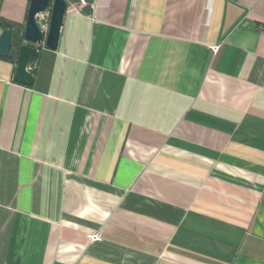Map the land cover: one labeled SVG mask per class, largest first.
<instances>
[{
  "label": "crops",
  "instance_id": "crops-1",
  "mask_svg": "<svg viewBox=\"0 0 264 264\" xmlns=\"http://www.w3.org/2000/svg\"><path fill=\"white\" fill-rule=\"evenodd\" d=\"M65 2L24 86L0 0V264H264V0Z\"/></svg>",
  "mask_w": 264,
  "mask_h": 264
},
{
  "label": "water",
  "instance_id": "water-1",
  "mask_svg": "<svg viewBox=\"0 0 264 264\" xmlns=\"http://www.w3.org/2000/svg\"><path fill=\"white\" fill-rule=\"evenodd\" d=\"M67 4L65 0H30L26 21L18 35L16 44V66L14 81L24 86L33 83V76L28 70L31 59L38 54V48L43 46L51 51H56L60 30L63 24ZM49 11L48 30L45 38L36 23L39 14ZM44 39V40H43ZM13 47L12 31L9 28L0 30V57L7 58Z\"/></svg>",
  "mask_w": 264,
  "mask_h": 264
},
{
  "label": "built area",
  "instance_id": "built-area-1",
  "mask_svg": "<svg viewBox=\"0 0 264 264\" xmlns=\"http://www.w3.org/2000/svg\"><path fill=\"white\" fill-rule=\"evenodd\" d=\"M48 20H49V11L48 10L42 14L37 15V17H36V23L38 25L40 32L43 34L44 38H45L47 30H48ZM40 44H41L40 47H43V41ZM210 50L213 54H216L217 51L219 50V46L218 45L211 46ZM88 239L91 242H95V241H99L100 237L98 234H91L88 236Z\"/></svg>",
  "mask_w": 264,
  "mask_h": 264
},
{
  "label": "trees",
  "instance_id": "trees-1",
  "mask_svg": "<svg viewBox=\"0 0 264 264\" xmlns=\"http://www.w3.org/2000/svg\"><path fill=\"white\" fill-rule=\"evenodd\" d=\"M1 27H3V26H1ZM3 28H5V27H3ZM33 59H34V58H33ZM33 59H31V60H33ZM31 60H30V61H31Z\"/></svg>",
  "mask_w": 264,
  "mask_h": 264
}]
</instances>
